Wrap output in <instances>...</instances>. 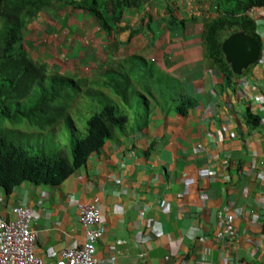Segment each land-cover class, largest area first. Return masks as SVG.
<instances>
[{"label":"crops","instance_id":"1","mask_svg":"<svg viewBox=\"0 0 264 264\" xmlns=\"http://www.w3.org/2000/svg\"><path fill=\"white\" fill-rule=\"evenodd\" d=\"M98 1L102 20L76 6L92 0L46 7L27 34L32 58L56 74L96 79L108 96V80L122 77L114 70L135 75L144 95L175 77L197 107L183 116L149 104L154 112L60 186L25 183L9 198L0 189V215L32 208L36 255L51 263L82 245L80 205L93 203L107 228L101 261L114 253L116 264H264V52L252 79L228 81L204 54L213 0ZM174 16L187 20L183 30L169 25ZM219 220L225 241L214 236Z\"/></svg>","mask_w":264,"mask_h":264},{"label":"trees","instance_id":"2","mask_svg":"<svg viewBox=\"0 0 264 264\" xmlns=\"http://www.w3.org/2000/svg\"><path fill=\"white\" fill-rule=\"evenodd\" d=\"M52 2L53 0H0V120L8 118L7 121L11 124L12 121L23 120L12 125L27 122V126L36 132H46L52 128L53 134L56 125L65 124L69 128L68 150L71 158L67 156V149H62L61 143L56 147L54 138L50 143L37 139L33 146L24 147L18 144L25 141L21 130L14 127L6 130L0 128V186L7 193H11L26 181L36 185L60 186L85 165L90 155L102 148L114 133V129L123 128L127 124V111L138 115L129 103L132 98L127 97L139 91L136 85L131 84L128 87L129 81L123 84L122 81H117L114 84L115 95L120 99L118 101L95 97L86 89L78 92L73 96L76 109L82 111L77 116L72 117L69 109L57 111L52 108L53 102L63 96V92L69 95L67 88H78V83L71 78L52 75L47 67L34 64L24 49L23 38L26 22ZM92 2L97 4L90 10L98 19H102L103 12L100 10L99 1ZM120 3L121 1L116 4L119 6ZM215 3L222 14L204 21L202 40L214 66L231 81L235 75L223 53L221 32H242L260 42V37L256 34L255 20L247 13L253 9H264V0H215ZM184 24L185 21L174 18L169 21L170 26L174 25V30L183 29ZM152 71L148 69L145 73ZM6 77L16 78L9 84ZM157 83V89L145 87L150 100L155 104L166 98L159 79ZM178 95L179 89L173 91V99ZM142 98L146 105L150 104L149 99ZM123 99L126 106L119 104ZM12 103L16 104L14 108ZM196 106L195 99L181 96L178 111L187 115ZM80 121L86 123L84 136L78 128ZM36 132L33 133L34 136ZM51 145L55 146L53 152L47 151Z\"/></svg>","mask_w":264,"mask_h":264},{"label":"clouds","instance_id":"3","mask_svg":"<svg viewBox=\"0 0 264 264\" xmlns=\"http://www.w3.org/2000/svg\"><path fill=\"white\" fill-rule=\"evenodd\" d=\"M56 0H53V2L50 4V5H52V4H54V2H55ZM50 5H48V6H50ZM213 5L216 7V9H217V11H218V15L215 17V18H217V17H219L221 14H222V12L217 8V5H216V3H215V0H213ZM48 6H46V7H48ZM76 6H80V8L81 9H83V10H89L90 12H91V14H93L94 16H96L90 9H91V7H95V4H90V3H83V4H80V5H76ZM45 7V8H46ZM45 8H43L41 11H39L34 17H32L31 19H29L27 22H26V26L24 27V29H23V38H24V49H25V51L29 54V56H30V58L33 60L32 62L34 63V64H36V65H39V66H45V65H43V64H41V63H39V62H37V61H35L33 58H32V53H31V50L30 49H32L31 48V46H29L28 45V42H31V41H33L34 39L33 38H29V36H27V34L29 35V32L31 31V29H32V26H33V22L34 21H36V19L38 18V15L45 9ZM263 13V14H262ZM247 15L249 16V17H251L252 19H254L255 20V23H256V34L257 35H259V37H260V42L259 41H256L255 39V41L256 42H258L259 43V45H260V58H259V60H258V62L257 63H255V64H252V65H250L247 69H244L243 70V72L244 71H247V70H249L250 68H252V67H256V66H258V65H260L261 63H262V60H263V52H264V33L263 32H261L260 31V26H264V9H253V10H251V11H249L248 13H247ZM97 17V16H96ZM175 17V20H183V21H185V24H184V27H183V29L185 28V25L187 24V20H184V19H181V18H177L176 16H174ZM215 18H211L210 20H212V19H215ZM173 19V18H172ZM99 20H102V19H99ZM191 21H193V20H191ZM103 26H106V23H103ZM183 29H177V30H183ZM203 30H204V26H203ZM33 32L34 33H36V30H33ZM106 32H108V31H106ZM227 34V36L226 37H224V34ZM221 37H222V39H223V43L228 39V38H230L231 36H233V35H237V34H244V35H248V34H245V33H242V32H237V33H234L233 34V31L232 30H225V31H223V32H221ZM248 36H250V35H248ZM251 37V36H250ZM203 45H204V50H206V46H205V42H204V40H203ZM223 49V48H222ZM223 53H224V51H223ZM225 55V54H224ZM225 58H226V56H225ZM226 61H227V58H226ZM228 62V61H227ZM229 63V62H228ZM230 64V63H229ZM212 65L214 66V64H213V62H212ZM230 66H231V64H230ZM46 67V66H45ZM215 67V66H214ZM216 68V67H215ZM231 68H232V66H231ZM47 69L49 70V68L47 67ZM217 69V68H216ZM115 71V74H116V76H122V77H115V78H111V79H109L108 80V82H109V85H110V87H111V90L113 91V93L110 95V96H108V95H106L103 91H102V89H101V87L97 84V81H96V79H92V78H89V79H85V78H76V79H79L78 81H83L82 82V84H81V88L78 86V92H80V91H82L83 89H89V90H87V91H89L90 93H92L95 97H99V98H102V99H108V97H110L109 99H113V100H120V99H118V97L115 95V86H114V84L117 82V81H122V84H123V82H127V81H129V83L128 84H130L131 85V81H133V83H136L137 82V78L135 77V75H134V77H133V79H131L129 76H130V74L131 73H129V74H123L122 72H120V71H118V70H114ZM164 71H166V70H164ZM232 71H233V68H232ZM49 72L52 74V75H57V76H61V77H67L68 78V76H64V75H61V74H56V73H54V72H51L50 70H49ZM167 72V71H166ZM243 72H242V74L241 75H237V74H235L234 73V71H233V74L235 75V77L234 78H232V80L234 79L235 80V78H241L242 77V75H243ZM135 74V73H134ZM221 74V73H220ZM222 75V74H221ZM16 77H6V79H7V82L9 83V84H12V82H13V79H15ZM70 78H72V77H70ZM18 79V78H17ZM49 80V79H48ZM231 80V81H232ZM50 81V80H49ZM175 81V82H174ZM161 83H162V85H163V87H164V96H166V98H165V100H161V102H159L158 104H155L154 103V101H152V100H150V98H149V96H148V90L145 88V90L147 91V95H144V94H142L140 91L138 92V93H132L131 95H129L127 98L129 99V98H132L131 100H129V103H130V105L133 107V111L134 112H136L138 115H134V113H132V112H130V111H127V113H128V116H129V119H128V122H127V124L123 127V128H117V129H114V133L109 137V138H112V136L115 134V133H117V132H119L120 134H123V132H125V129H127L128 130V126L130 125V123H131V121L133 120V119H135V118H137V117H142V116H144V115H147L148 113H152V112H154V110L153 109H151L148 105H146L145 104V102H144V100H143V98H142V96L143 97H145V98H147V99H149L150 100V104L152 103L153 105H156L158 108H159V106L160 107H162L164 110H166L167 112H170V113H180L179 111H178V108L180 107V97L181 96H185V97H189V98H192V99H194L193 97H190L188 94H187V92H186V90L188 89V87H187V83L185 82V83H183V82H181V81H179L178 79H176L175 77L173 78V82H172V85L170 86V85H168V86H166L165 85V83L164 82H162L161 81ZM151 87H153L154 89H157V87H158V84H153V85H151ZM150 87V88H151ZM172 87H173V89H172ZM179 89V95L175 98V99H173V91H176V90H178ZM66 93V92H65ZM65 93L63 92L62 93V95L63 96H61V97H58V99L55 101V102H53V104H52V108L53 109H55V110H57V111H62V109H69L68 108V106L65 104V103H63L62 101H64L65 99H67L68 98V96L67 95H65ZM141 95V96H140ZM133 97H136L137 99L138 98H141V100L140 101H135L134 99H133ZM10 104V103H9ZM119 104H122V105H125L126 106V104H125V101H124V99L119 103ZM162 104H163V106H162ZM13 105H16V104H13ZM197 107V106H196ZM195 107V108H196ZM195 108H193V109H195ZM193 109H191V110H193ZM135 110H137V111H135ZM191 110H189L188 111V113H187V115L189 114V112L191 111ZM181 114V113H180ZM181 115H183V114H181ZM187 115H183V116H187ZM254 116H256V115H254ZM254 116H253V118H254ZM6 120L5 121H7V119L8 118H5ZM254 121H258V119L257 118H254V119H252V123L254 122ZM259 122V121H258ZM8 123L10 124V125H8L7 126V129L8 128H11V127H14V128H17V129H19V130H21L22 132L21 133H28V134H32L33 135V133L34 132H36V131H34L33 129H31V128H29L28 126H27V122L25 123H23V124H20V125H12L9 121H8ZM22 125H24V126H26L25 127V129H22ZM253 128H254V126H252ZM259 127V126H258ZM258 127H255V128H258ZM57 128H58V126L56 125L55 126V133L53 134V135H56V133H57ZM52 129V128H51ZM40 131L38 130L36 133H35V136H39L40 135ZM128 133V132H127ZM108 138V139H109ZM37 139H39V138H36V139H34L33 141H32V143L33 142H35ZM107 139V140H108ZM54 140L57 142V140L54 138ZM106 140V141H107ZM105 141V142H106ZM60 143V142H59ZM62 149L63 150H65L66 148L65 147H62ZM91 156V155H90ZM89 156V157H90ZM89 159V158H88ZM88 159H87V161H88ZM87 161H86V163H87ZM86 163H85V165H86ZM84 166V165H83ZM81 168V167H80ZM79 170V169H78ZM77 171V170H76ZM75 171V172H76ZM75 172H74V174H75ZM70 178V177H69ZM68 178V179H69ZM65 182V181H64ZM63 182V183H64ZM25 183H29V184H32V185H36V184H34V183H31V182H29V181H26V182H23L22 184H20L19 186H21V185H23V184H25ZM62 183V184H63ZM19 186H17V187H19ZM37 186V185H36ZM16 187V188H17ZM15 188V189H16ZM0 189L3 191V193H4V196L6 197V198H9L10 196H11V194L13 193V191L15 190H13L11 193H7L6 191H5V189L3 188V187H1L0 186ZM89 204H93V203H89ZM85 205H88V204H85ZM94 205V204H93ZM82 206H84V205H80V217H81V209H82ZM95 206V205H94ZM96 207V206H95ZM15 208H23V209H26L27 210V213H26V215H24V216H22L19 220H17V216L14 214V212H13V210L15 209ZM97 208V207H96ZM98 209V208H97ZM99 210V209H98ZM99 212H100V210H99ZM100 214H101V212H100ZM140 215H141V217L144 219V214H142V213H140ZM80 217H79V222H80ZM101 218H102V223H103V225H104V227H105V229H104V231H103V233H102V235H101V237L97 240V242H96V246H95V249H96V258H97V260H98V264H116V261H117V255H115L114 253H112L110 256H108L107 257V259L105 260V261H101L100 260V258H98V243L100 242V240L103 238V236L105 235V233H106V225H105V222H104V219H103V216H102V214H101ZM0 220L6 225V228H5V231L7 232V235H17V236H21L22 234H27L29 237H34V238H36V242H35V247H34V251H35V255H36V246H37V234H36V232H35V230H34V228H33V210H32V208H29V207H26V206H20V205H15V206H13L12 208H11V210H10V212L8 213V214H4V215H0ZM222 221L223 220H219V222H220V224L222 225V228L221 229H219L218 231L216 230L215 232H214V236L216 237V235L217 234H219L220 233V231L222 230H224L225 229V227H224V225H223V223H222ZM19 224V225H18ZM81 225V224H80ZM82 227V226H81ZM82 229H83V231H84V234H85V229L82 227ZM217 239V238H216ZM85 243V236H84V242L82 243V245L79 247V248H75V249H80V248H82V246H83V244ZM115 249V248H114ZM64 250H71V249H63V250H61L60 251V253H59V258L54 262V263H51V262H49V261H45V260H43L41 257H39V258H41L45 263H47V264H55L58 260H60V257H61V254H62V252L64 251ZM110 254V253H109ZM37 256V255H36ZM38 257V256H37Z\"/></svg>","mask_w":264,"mask_h":264},{"label":"built area","instance_id":"4","mask_svg":"<svg viewBox=\"0 0 264 264\" xmlns=\"http://www.w3.org/2000/svg\"><path fill=\"white\" fill-rule=\"evenodd\" d=\"M13 212L19 220L26 215L27 210L15 208ZM80 224L85 229V243L82 248L64 250L55 264H98L95 246L105 227L99 210L93 204L82 206ZM5 228L6 225L0 220V264H47L35 255L36 238L27 234L7 235ZM216 238L225 241L222 231Z\"/></svg>","mask_w":264,"mask_h":264},{"label":"rangeland","instance_id":"5","mask_svg":"<svg viewBox=\"0 0 264 264\" xmlns=\"http://www.w3.org/2000/svg\"><path fill=\"white\" fill-rule=\"evenodd\" d=\"M226 36H227V34L225 33L224 37H226ZM204 54H205L206 60L209 63H211V65H212V60L210 59L209 52L207 50H205ZM253 68L254 67H252L249 70L245 71L243 73V75H242V78L252 79L251 76H252V74L254 75L253 72L256 71V69L254 68V70H253ZM68 78H70V77H68ZM71 79L76 81L78 83V86L81 88V84H82L83 81H78L79 79H76V78H71ZM87 90H89V89H87ZM66 91L69 92V95H67L68 98L65 99L62 102L65 103L68 106L69 113L71 114L72 117L81 114L82 111L76 109L75 97H73V96L77 95L78 89L69 87V88L66 89ZM89 95H92V94H89ZM133 99L135 101H140L141 100V98L137 99L136 97H133ZM13 104L14 103H12V107L14 106ZM83 110L85 111L86 109L83 108ZM135 111H137V110H135ZM20 121H23V120L14 121V122L12 121V124H17ZM8 125H10L8 123V121L0 120V128L1 129L6 130ZM21 127H22V129H25L26 126L22 125ZM78 128L82 131V134H83L82 136H84L85 133H86V123L83 122V121H80V127H78ZM68 134H69V128L65 124H63L61 126H58L56 135H53V132H52L51 128L48 129L46 132H41L39 136H34L32 134L24 133L23 136H24V140L25 141H22L21 143L18 142V144H21L24 147H28V146H33L32 141L34 139H36V138H39L41 140H45L47 143H50L52 141V139L55 138L57 140V143L55 144L56 147L58 146V144L60 142L62 147H65L67 149V156L71 158L70 150H68V146L70 144V142L68 141ZM37 147H38V145H36V148ZM54 148H55V146L51 145L49 147V149H47V151H52L53 152Z\"/></svg>","mask_w":264,"mask_h":264},{"label":"water","instance_id":"6","mask_svg":"<svg viewBox=\"0 0 264 264\" xmlns=\"http://www.w3.org/2000/svg\"><path fill=\"white\" fill-rule=\"evenodd\" d=\"M223 51L237 75H241L244 69L257 63L260 58L259 43L244 34H237L228 38L223 43ZM252 126L258 127L259 122L254 121Z\"/></svg>","mask_w":264,"mask_h":264}]
</instances>
